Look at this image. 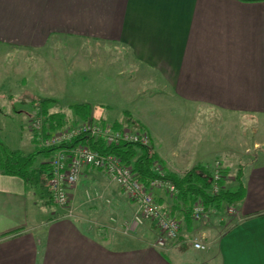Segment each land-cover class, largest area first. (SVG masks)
<instances>
[{
	"label": "crops",
	"instance_id": "crops-1",
	"mask_svg": "<svg viewBox=\"0 0 264 264\" xmlns=\"http://www.w3.org/2000/svg\"><path fill=\"white\" fill-rule=\"evenodd\" d=\"M66 40L125 48L142 79L159 81L169 102L193 110L191 121L201 109L221 112L250 119L252 135L261 133L264 0H0L1 46L38 52ZM123 112L96 118L113 124ZM206 142L212 144L211 136ZM31 143L28 152L34 150ZM226 146L215 144L202 156L194 151L191 159L178 153L171 158L157 148L155 153L165 169L181 174L207 156L227 161V151L235 150ZM234 153L245 160L246 195L236 204L237 213H228L225 204L200 221H188L182 212L176 216L182 237L202 233L211 238L202 254L182 247L183 240L166 250L154 246L157 232L149 226L134 235L101 229L79 203L83 187L73 193L78 216L66 217L35 186L0 167V264H264V150ZM97 170L88 167L85 176L104 172ZM236 172H230V181L226 178L227 188L238 187ZM154 194L165 210L172 208L173 198Z\"/></svg>",
	"mask_w": 264,
	"mask_h": 264
},
{
	"label": "rangeland",
	"instance_id": "rangeland-1",
	"mask_svg": "<svg viewBox=\"0 0 264 264\" xmlns=\"http://www.w3.org/2000/svg\"><path fill=\"white\" fill-rule=\"evenodd\" d=\"M142 74L138 67L128 61L127 50L122 47H96L88 43L66 40L55 42L37 52L0 45V141L11 149H22L26 153L30 151L31 142L34 150L37 145L42 147L41 137L45 136V133L43 132L42 136L37 133L34 121L39 118L45 122L42 101L46 100L48 103L45 105L49 112H62L68 119L61 129L53 131L52 134L71 129L86 121L74 113L72 106L89 103L96 107L97 116H93L96 122H100L96 117L101 113L110 114L114 118L124 109L121 118L117 119L123 122L122 128L142 129L140 125L144 126L155 144L154 149L167 152L171 158L183 154L186 159H191L194 151L199 153L198 156H202L204 149H212L215 144H227V150L234 149V152L243 150L253 153L264 150V126L260 127L259 136L252 135L254 128L250 119L202 109L194 121H191L194 113L191 108H182L179 102H169L164 86L157 80L142 79ZM169 106L172 108L171 112L168 110ZM127 116L132 122L126 124L124 122ZM165 119L175 123L174 126H167L169 122ZM204 122H207L206 125ZM246 123H250L249 126H245ZM107 126L115 129L112 124ZM209 135L212 144L206 142L210 138ZM255 141L261 142L255 145ZM189 149L193 150L192 153ZM227 152V161L220 156L212 157L213 159L207 156L202 158L205 162L196 164H209L212 174L216 166L218 169L224 168L228 174L225 179L228 177L230 181V172H236V167H242L241 162L245 160L236 158L233 151ZM44 160L46 161L43 156H39L40 162ZM87 172L84 170L79 182L70 189V205L67 209L63 208L66 217L78 216L72 205L73 193L83 187L84 194L79 196V203L88 218L100 222L101 229L124 235L137 234L145 226L156 229L148 219L135 225L134 216L140 211V206L130 199L123 187L109 173L89 172L88 174L92 173L91 177L85 176ZM94 181H101L103 184L99 185ZM35 187L41 196L45 195L48 203H55L50 197L48 180L41 181ZM152 191L166 194L170 199H174L176 194L166 188H154ZM50 207L52 211L55 210V207ZM222 211L224 212V209ZM175 218L181 220L176 216ZM125 224L129 225L128 233L124 232ZM156 232L153 245H156L160 234L158 229ZM195 236H202L206 249H196L191 242L184 241L181 246L194 254H202L210 247L211 238L202 233L182 237V228L179 240H171L166 247L158 248L166 250L181 240H190Z\"/></svg>",
	"mask_w": 264,
	"mask_h": 264
},
{
	"label": "built area",
	"instance_id": "built-area-1",
	"mask_svg": "<svg viewBox=\"0 0 264 264\" xmlns=\"http://www.w3.org/2000/svg\"><path fill=\"white\" fill-rule=\"evenodd\" d=\"M34 129L41 136L44 132V122L39 118L34 121ZM89 135L94 139H103L107 145L117 143H138L144 146L150 154L155 153L154 144L150 134L145 129H112L110 126H103L96 122L93 117L73 126L71 129H64L56 134L42 136V147H56L66 142H71L80 135ZM51 177L48 186L53 201L61 208L67 209L70 205V189L80 180L83 171L88 168L101 169L109 173L123 187L125 193L140 206L134 216L135 225L142 224L149 220L159 231V238L156 245L166 247L171 240H179L181 236V221L169 216L156 200L152 191L154 188H166L172 193L177 189L173 182L166 179L163 167L155 163L157 176L151 179L149 185H144L137 178L133 169L121 162L112 154H103L95 151L88 143L77 145L73 148H60L50 161ZM212 193L221 190L223 174L221 168H215L213 174ZM227 211L235 215L237 213L236 204L227 205ZM193 219L202 220L208 216V211L201 202H196L193 206ZM124 232L128 233L129 225L123 226ZM196 249H206V243L202 236L191 237L190 240Z\"/></svg>",
	"mask_w": 264,
	"mask_h": 264
},
{
	"label": "trees",
	"instance_id": "trees-1",
	"mask_svg": "<svg viewBox=\"0 0 264 264\" xmlns=\"http://www.w3.org/2000/svg\"><path fill=\"white\" fill-rule=\"evenodd\" d=\"M46 119L44 122V133L46 136L53 131L61 129L68 119L62 112H49L46 107V100L42 101ZM74 113L81 119L87 120L92 116V105L89 103H79L72 106ZM128 115V114H126ZM132 122L127 116L124 123ZM103 126L108 124L101 120ZM112 127L122 128L123 122L116 121ZM140 128L145 129L140 125ZM88 143L92 149L103 154H112L118 157L125 165L130 166L135 172L139 181L144 185H149L151 179L157 176L155 163L160 164L165 171V178L173 182L177 192L173 199L171 209L161 208L169 216L175 217L180 212L184 214L186 220L193 219V206L196 202H201L207 211L216 210L223 205L241 203L246 195V189L243 181V168L240 167L236 174L238 187L230 189L226 187L225 177L228 175L226 169L222 168L223 179L221 181V190L218 193H212L213 176L209 164L199 163L186 171L184 174H178L168 171L164 168L163 161L156 153L150 154L149 151L138 143H117L107 145L103 139H94L89 135H80L71 142H66L56 147H38L34 151L26 153L20 149H11L0 141V167L3 173L17 176L26 184L35 186L41 181H47L51 177L50 159L60 148H73L77 145ZM39 156H43L46 161H39ZM47 159H49L47 161ZM39 161V163H38Z\"/></svg>",
	"mask_w": 264,
	"mask_h": 264
}]
</instances>
